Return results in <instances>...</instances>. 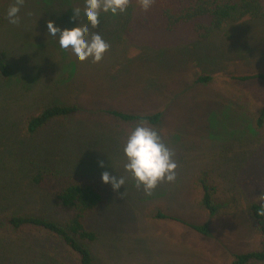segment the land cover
I'll return each instance as SVG.
<instances>
[{
	"label": "rangeland",
	"instance_id": "374dc122",
	"mask_svg": "<svg viewBox=\"0 0 264 264\" xmlns=\"http://www.w3.org/2000/svg\"><path fill=\"white\" fill-rule=\"evenodd\" d=\"M14 2L0 0V52L10 72L0 76V264H79L53 235L6 223L14 215L69 220L73 213L56 207L51 193L70 179L97 184L105 197L86 218L98 240L82 242L94 264H231L260 250L248 208L264 195V123L257 126L264 82L237 79L264 72V20L227 24L202 39L194 23L207 19L169 32L158 0L147 11L129 0L125 14H104L90 29L110 45L102 61L81 63L61 54L45 22L83 26L72 11L82 12L84 0H24L19 24L10 25L5 12ZM54 104L78 112L28 134V117ZM109 110L162 115L144 124L172 151L174 183H159L151 195L135 186L122 148L138 122H121ZM43 167L49 175L36 186ZM103 171L123 176L124 185L113 192L100 181ZM201 182L213 191L212 216L201 203ZM159 215L207 225L210 234Z\"/></svg>",
	"mask_w": 264,
	"mask_h": 264
},
{
	"label": "trees",
	"instance_id": "16d2710c",
	"mask_svg": "<svg viewBox=\"0 0 264 264\" xmlns=\"http://www.w3.org/2000/svg\"><path fill=\"white\" fill-rule=\"evenodd\" d=\"M158 3L165 21V28L169 32L177 31L182 25L200 19H207L208 23H194L195 32L202 39L221 30L227 24L264 20V0H158ZM0 76L2 78L10 77L4 52H0ZM237 80L241 82H264V72L246 75ZM209 81V77L198 79L199 83H208ZM77 112L78 108L75 106L49 105L36 115L28 117L26 121L27 132L33 135L52 120L70 117ZM107 113L124 123L143 121L144 123L156 125L162 118L160 113L150 116L129 114L118 110H109ZM263 123L264 106L259 111L257 126L261 127ZM47 175H49L48 169L40 168L33 177V184L41 186ZM201 188L203 191L202 206L212 216L215 213L213 191L204 182H201ZM51 196L56 207L73 213L69 220L59 224L44 217L14 215L6 220L7 225L14 231L24 228L43 230L59 239L64 246L73 252L77 256L79 264H94L89 248L82 242L94 243L98 240L97 233L86 227V218L96 213L105 202L104 194L100 191L99 186L70 179L62 186L57 187L51 193ZM248 212L255 221L257 231L261 237V249L236 255L231 264L264 263V203L261 201L251 203ZM159 216L162 219L182 223L202 236L210 234L207 225L188 224L174 217Z\"/></svg>",
	"mask_w": 264,
	"mask_h": 264
},
{
	"label": "clouds",
	"instance_id": "9594fccd",
	"mask_svg": "<svg viewBox=\"0 0 264 264\" xmlns=\"http://www.w3.org/2000/svg\"><path fill=\"white\" fill-rule=\"evenodd\" d=\"M140 9L147 11L153 0H137ZM24 0H15L5 12V18L10 25H18L20 22V9ZM129 0H84L83 10L76 8L72 11V19L77 22V17L83 16L84 25L77 22L76 27L61 29L55 21L45 22L46 35L56 40L57 47L62 55H70L76 62L91 61L99 63L110 45L98 32H90L100 24L102 15L113 17L127 12ZM124 172L135 181L137 188H142L146 195L161 182L174 183L176 180L177 163L173 159L172 151L162 141L157 130L145 126L144 122H138L130 131L124 142L123 148ZM98 167L104 168L103 161L98 162ZM100 181L109 185L113 192L118 191L125 183L123 176L112 175L109 171H103ZM264 203V195L257 197Z\"/></svg>",
	"mask_w": 264,
	"mask_h": 264
}]
</instances>
